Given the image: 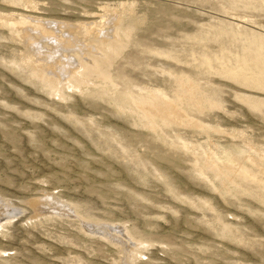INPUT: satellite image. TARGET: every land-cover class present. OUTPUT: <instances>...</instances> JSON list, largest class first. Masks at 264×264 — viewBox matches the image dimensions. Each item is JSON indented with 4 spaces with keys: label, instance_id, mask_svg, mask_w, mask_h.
<instances>
[{
    "label": "rangeland",
    "instance_id": "rangeland-1",
    "mask_svg": "<svg viewBox=\"0 0 264 264\" xmlns=\"http://www.w3.org/2000/svg\"><path fill=\"white\" fill-rule=\"evenodd\" d=\"M0 264H264V0H0Z\"/></svg>",
    "mask_w": 264,
    "mask_h": 264
},
{
    "label": "bare ground",
    "instance_id": "bare-ground-1",
    "mask_svg": "<svg viewBox=\"0 0 264 264\" xmlns=\"http://www.w3.org/2000/svg\"><path fill=\"white\" fill-rule=\"evenodd\" d=\"M42 31V30H41ZM44 32V31H43ZM58 35V34H57ZM54 37H55V35H54ZM59 37V36H58ZM56 38V37H55ZM60 38V37H59ZM70 39V38H69ZM56 41V40H55ZM34 42V41H33ZM56 42H58V40L56 41ZM58 45H60V43L58 44ZM61 46V45H60ZM35 47V46H34ZM52 47H55V46H52ZM62 48H63V46H61ZM94 47V46H93ZM39 48V47H38ZM64 48H65V46H64ZM54 49H56L55 51H54V55H56L55 53H57V52H59L58 51V48H54ZM50 51H52V50H50ZM51 53V52H50ZM43 54V53H42ZM46 54V53H45ZM45 54H43V56L45 55ZM53 54V53H52ZM40 55H41V53H40ZM47 55V54H46ZM65 55V54H64ZM63 55V56H64ZM68 55L66 54V56H65V58L67 57ZM45 57V56H44ZM48 57H51V56H48ZM55 58V57H54ZM69 59V58H68ZM46 60V59H45ZM52 60H53V58H52ZM70 61V60H69ZM59 62H61V60L59 61ZM68 63V62H67ZM69 63H71V62H69ZM68 63V65L69 66H71L72 64H69ZM64 65H66V64H64L63 62H61V63H58L57 61L55 62V66L58 68V69H65V67H64ZM48 68H52L51 67V65H49L48 66ZM70 68V67H69ZM68 69V68H67ZM67 69H65V71L67 70ZM71 70V69H70ZM76 71V70H75ZM74 73V72H73Z\"/></svg>",
    "mask_w": 264,
    "mask_h": 264
}]
</instances>
